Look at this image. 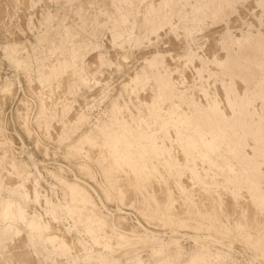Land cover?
Masks as SVG:
<instances>
[{
    "label": "rangeland",
    "instance_id": "rangeland-1",
    "mask_svg": "<svg viewBox=\"0 0 264 264\" xmlns=\"http://www.w3.org/2000/svg\"><path fill=\"white\" fill-rule=\"evenodd\" d=\"M13 1L0 0V214L11 202L19 235L0 217V247L15 237L11 254L3 252L12 258L0 250V264H264L262 0ZM148 94L164 112L144 109ZM121 155L140 174L113 177ZM201 188L213 196L217 222L198 214L208 203ZM79 192L88 199H74ZM236 202L252 209L232 215ZM199 217V231L179 223ZM239 218L245 225L236 231ZM47 223L70 234L71 250L38 238Z\"/></svg>",
    "mask_w": 264,
    "mask_h": 264
},
{
    "label": "bare ground",
    "instance_id": "bare-ground-1",
    "mask_svg": "<svg viewBox=\"0 0 264 264\" xmlns=\"http://www.w3.org/2000/svg\"><path fill=\"white\" fill-rule=\"evenodd\" d=\"M18 1V0H17ZM16 0H14L13 1V3L15 2H17ZM12 2V1H11ZM21 2V1H20ZM154 4H155V2H154ZM1 5V4H0ZM18 5V4H17ZM20 5V4H19ZM1 17V16H0ZM211 45V44H210ZM96 58V57H95ZM93 59V60H96V59ZM92 60V61H93ZM97 61H98V59H97ZM93 63V62H92ZM95 63H97V62H95ZM93 65V64H92ZM94 65H96V64H94ZM89 66H91V64L89 65ZM88 66V67H89ZM97 66H98V64L96 65V66H94V67H96L97 68ZM90 69L91 68H93V67H89ZM96 68H94V70L96 69ZM91 70H93V69H91ZM178 74V73H177ZM136 75V74H135ZM137 77V76H136ZM131 78V77H130ZM184 77H182V79H183ZM136 79V78H135ZM135 79H133V80H135ZM181 79V78H180ZM179 79V80H180ZM130 80V79H129ZM128 81V80H127ZM132 82V81H131ZM131 82H129L128 84L129 85H131ZM136 83V82H135ZM127 84V85H128ZM129 87H131V86H129ZM150 89V91L148 90V89ZM147 88H145V89H147L148 91H149V93L151 94V95H154V91H153V89L151 88V86L149 87H147ZM144 88H142V90H143ZM144 89V90H145ZM183 89V88H182ZM137 90V89H136ZM139 91V90H138ZM148 91H147V93H148ZM134 92H135V90H134ZM140 92H141V90L138 92V94H140ZM143 92V91H142ZM136 93V92H135ZM144 93V92H143ZM150 94H148V96L150 95ZM134 96V95H133ZM140 95L138 96V100H143V98L142 99H140ZM147 97V96H146ZM146 97H144V98H146ZM152 96H149L148 98H149V100H148V102H147V105H146V107L145 106H143V107H145L144 109L147 111V112H149V113H154V112H156V110H161V111H163L164 112V106H161L160 104L158 105L157 104V101H155V100H153V98H151ZM159 97L160 98H163V96H162V94L160 93L159 94ZM46 99V98H45ZM134 100V99H133ZM137 99L136 100H134V101H138ZM145 100V99H144ZM151 100V101H150ZM45 101H47V100H45ZM146 101H147V99H146ZM145 102V101H144ZM159 102V101H158ZM161 102V101H160ZM162 102H163V100H162ZM44 103V102H43ZM118 103H122V102H119L118 101ZM135 104L137 103V105H138V107H139V105H140V103L138 104V102H134ZM142 103H143V101H142ZM44 104H46V103H44ZM120 104H118V107H120L121 105ZM123 104V103H122ZM144 104H146V103H144ZM143 104V105H144ZM163 104H164V102H163ZM47 105V104H46ZM120 105V106H119ZM137 105H136V107H137ZM45 106V105H44ZM142 106V105H141ZM141 106L138 108L139 109V111H143V107H142V110L140 109L141 108ZM122 107H124V106H122ZM122 107H120V108H122ZM123 109V108H122ZM144 110V111H145ZM120 111H124V110H120ZM146 112V113H147ZM179 112V111H178ZM145 113V112H144ZM145 113V116L146 115H148V114H146ZM124 114H125V111H124ZM124 114H122V116L124 117V116H126V114L124 115ZM22 115V114H21ZM166 115H167V117L169 118V119H171V120H175V119H177V111L174 109V108H171V107H167V109H166ZM25 117V114H23L22 116H20V119L22 118V117ZM128 117V116H127ZM127 117H125V118H123L124 119V122H127V123H129L128 121H125V120H128V118ZM147 117H150L149 115L147 116ZM122 119V118H121ZM161 119H162V117H161ZM24 120V119H23ZM122 121V123H123V120H121ZM130 121H132L131 119H130ZM22 122V121H21ZM20 122V123H21ZM178 122V121H177ZM123 124H125V123H123ZM22 125V124H21ZM129 125H130V123H129ZM23 126V125H22ZM141 135V134H140ZM169 135V134H168ZM167 135V136H168ZM147 136V135H146ZM171 136H172V134H171ZM173 137V136H172ZM141 139V138H140ZM169 139H170V137H169ZM172 139V138H171ZM150 141V140H149ZM149 141H147L146 139H142L141 141H139V143H138V147H140V151H141V153L143 154H145V153H147V149H146V145L149 143ZM173 141V140H172ZM171 140L169 141V142H171L170 144H171V147L173 148V146L176 144V142H172ZM175 141V140H174ZM165 142H167L166 140H165ZM169 142H167L165 145H167V147L170 145H168V143ZM151 143V142H150ZM179 143V142H178ZM157 145V144H156ZM177 145V144H176ZM86 147V146H85ZM135 147V146H134ZM137 147V146H136ZM170 147V146H169ZM174 147H176V146H174ZM178 147V146H177ZM75 148H77V147H75ZM163 148V147H162ZM179 149H177V150H180V151H177L179 154H180V152H182L181 151V149H180V147H178ZM79 149V151L78 150H76V151H78V153L79 152H81V154H84V153H82L83 151H81V149H80V147L78 148ZM86 149V148H85ZM106 149V148H105ZM161 149V148H160ZM174 149V148H173ZM87 150V149H86ZM89 151V150H88ZM151 151V150H150ZM167 151V150H166ZM174 151H175V149H174ZM196 151H197V149H196ZM87 152V151H86ZM97 152V151H96ZM112 152V151H111ZM173 152V151H172ZM149 153V152H148ZM85 154H88V153H85ZM90 154L92 155V152H90ZM93 154H95V153H93ZM167 154V153H166ZM175 154V153H174ZM137 155V154H136ZM105 156V155H104ZM165 156V155H164ZM172 156L173 157H177L176 155L174 156L173 154H172ZM182 156V155H181ZM181 156L179 157V158H181ZM185 156V158L188 160V157H187V155H184ZM193 156V155H192ZM87 157H89V156H87ZM94 157H97L96 155H93V158H92V156H90L89 158L90 159H95ZM160 157V156H159ZM168 157V156H167ZM103 158H106V157H103ZM178 158V157H177ZM184 158V157H183ZM149 159V158H148ZM160 159H163V158H160ZM138 160V159H137ZM142 160V159H141ZM164 160V159H163ZM177 160H179V159H176V161ZM190 160V159H189ZM115 168H114V170H113V172H111V175L113 174L114 176L113 177H115V174L117 175L118 173H119V171L121 170V171H124L125 169H130V170H132L131 172H129V173H127V177L130 175V176H132V174H134V175H138V174H140L139 173V171L138 170H136V168H133V166H132V164H131V161L132 160H130V158L129 157H127V156H123V155H121V156H119V157H116L115 158ZM180 161V160H179ZM198 162V161H197ZM144 163V162H143ZM148 163V162H147ZM178 163V162H177ZM141 164V163H140ZM152 164V163H151ZM153 164H154V160H153ZM163 164V163H162ZM166 164V163H165ZM168 164V163H167ZM189 164V163H188ZM161 164H157V165H155L156 167L155 168H158V169H160L161 168V166H160ZM190 165V164H189ZM193 165V164H192ZM198 165V164H197ZM171 166V165H170ZM149 166H146V165H143V166H141V168H148ZM160 167V168H159ZM177 167V166H176ZM186 167V166H185ZM184 167V168H185ZM195 167V166H194ZM204 167V166H203ZM181 168V167H180ZM196 168H199V166H196ZM204 169V168H203ZM207 169V168H206ZM161 170V172H163L164 171V169H160ZM163 170V171H162ZM127 171V170H126ZM159 171V170H158ZM187 171H188V167H187ZM197 171V170H196ZM198 171H201V169L199 170L198 169ZM207 171V170H206ZM210 171V170H209ZM106 172V171H105ZM118 172V173H117ZM160 171H159V173H161ZM181 172V171H180ZM195 172V171H194ZM202 172V171H201ZM211 172V171H210ZM123 173V172H122ZM125 173V172H124ZM166 171H165V173L163 174V175H166ZM172 173V172H171ZM182 173H183V171H182ZM199 173V172H198ZM151 174V173H150ZM168 174V173H167ZM190 174H193V173H190ZM199 174H201V173H199ZM205 174V173H204ZM207 174H209V173H207ZM215 174V173H214ZM105 175V174H104ZM103 175V176H104ZM119 175H120V173H119ZM122 175V174H121ZM162 175V174H161ZM183 175H184V173H183ZM107 176V175H106ZM123 176V177H122ZM121 177L122 178H120V180H117V178H116V180H117V185H118V188L120 189V187H119V185H121V189H122V187H124V186H126V188L124 187L122 190V192L120 191V193H125V192H127L126 194H128V196L129 197H127V195L125 194V198H128L127 200H126V202H130V199H131V195H132V193H131V195H130V192H133V190L132 191H130L128 188H127V185H125L126 184V181L124 182V175H122ZM155 176V175H154ZM185 177H187L186 179L187 180H189V178H188V176L187 175H184ZM201 176H202V174H201ZM200 176V177H201ZM204 176V175H203ZM215 176H216V174H215ZM112 177V178H113ZM120 177V176H119ZM165 177H167V176H165ZM214 177V176H213ZM106 178V177H105ZM160 178V177H159ZM174 178V177H173ZM206 178V177H205ZM209 178V177H208ZM218 178V177H217ZM119 179V178H118ZM131 179V178H130ZM153 179V178H152ZM161 179V178H160ZM175 179V178H174ZM185 179V178H184ZM194 179V178H193ZM135 180V179H134ZM151 180V179H150ZM187 180H185V181H187ZM191 180V179H190ZM195 180H196V178H195ZM210 180V179H209ZM218 180H220V177H219V179ZM113 181V180H112ZM120 181V182H119ZM182 181H183V179H182ZM192 181V180H191ZM108 184H110L109 183V181H106ZM132 182V181H131ZM151 182L153 183V181L151 180ZM6 183H7V181H6ZM156 183V182H155ZM162 183V182H161ZM160 183V184H161ZM169 183H170V180H169ZM184 183V182H183ZM191 183V182H190ZM199 183H200V181H199ZM185 184V183H184ZM189 184V181H187V184H185L186 186ZM193 185H194V183H192ZM9 185V184H8ZM171 185H172V182H171ZM169 186L170 188L172 187V186ZM185 185H184V187H185ZM10 187H12V186H14L13 184H11V185H9ZM112 186V185H111ZM133 186V185H132ZM153 186H154V184H153ZM158 186V185H157ZM164 186V185H163ZM188 186H191V184H189ZM187 186V187H188ZM197 186V185H196ZM195 186V187H196ZM161 187V186H160ZM164 187H166V186H164ZM186 187V188H187ZM194 186H192V187H188V191H189V188H193ZM217 187V186H216ZM227 187V186H226ZM111 188H113V187H111ZM130 188V187H129ZM153 188V187H152ZM154 188H157L156 187V185H155V187ZM154 188H153V191H155L154 190ZM163 188V187H162ZM169 188V189H170ZM182 188V187H181ZM164 189V188H163ZM172 189L174 190V187H172L170 190H171V192L173 193L174 191H172ZM175 189H177V188H175ZM230 189H231V187H230ZM167 190V189H166ZM165 190V191H166ZM181 190V189H180ZM202 188H201V192H199V193H201V194H199L198 195V198L199 199H202V200H205V202L207 201L208 203H207V205L206 206H204V208L203 209H201L200 211L201 212H198V214H199V216L200 217H207L208 218V220H210V221H208L209 223H212V222H214V221H216V219H215V214H214V211H213V206L211 205V203L213 202V196L211 195V194H209V193H207V192H202ZM220 190H221V188H220ZM163 192H164V190H162ZM177 191V190H176ZM175 191V192H176ZM226 190H224V191H220L219 192V190L217 191L218 192V195L220 196V198L222 197V196H225V194H226V192H225ZM178 192V191H177ZM184 192V191H183ZM190 192V191H189ZM193 191H191V193H192ZM196 191H195V189H194V192L193 193H195ZM119 193V194H120ZM156 193V196H155V198H156V200L158 201V202H162L163 200H165L166 201V198H168V197H166V195H165V193H162L161 192V189L160 188H158L155 192H154V194ZM171 193V194H172ZM229 193V192H228ZM242 193V192H241ZM122 194V195H123ZM176 194V193H175ZM196 194V193H195ZM216 194V193H215ZM239 194H240V191H239ZM135 195V194H134ZM177 195V194H176ZM179 195V194H178ZM194 195V194H193ZM217 195V194H216ZM226 195H229V194H226ZM73 196V198L74 199H76V200H78V201H82L83 199H88V197L83 193V192H79V193H77V195H72ZM133 196V195H132ZM172 196H175V195H173L172 194ZM185 196V195H184ZM191 196V195H190ZM229 196H231V200H232V195H229ZM228 196V197H229ZM235 196V195H234ZM123 197V196H122ZM171 197V196H170ZM177 197V196H176ZM196 197V196H195ZM227 197V196H226ZM225 197V198H226ZM174 198V197H173ZM183 198V197H182ZM216 198V197H215ZM219 198V197H218ZM223 198V197H222ZM221 198V199H222ZM138 199V198H137ZM188 199V198H187ZM196 199V198H195ZM125 200V199H124ZM124 200H121L122 202L124 201ZM140 200V199H139ZM177 200V201H176ZM183 200L185 201V199L183 198ZM219 200V199H218ZM230 200V199H229ZM230 200V201H231ZM239 200V199H238ZM131 201H132V199H131ZM135 201H136V198H135ZM164 201V202H165ZM173 201H175L176 203H175V205L176 206H178L177 205V203H181V202H178L179 201V198L177 197V198H175V199H173ZM180 201H181V198H180ZM221 200H219V202H220ZM223 201V200H222ZM229 201V202H230ZM257 201V200H256ZM150 202V201H149ZM225 202V201H224ZM223 202V203H224ZM197 203V202H196ZM215 203V202H214ZM232 203V202H231ZM130 204V203H129ZM133 204H135L134 202H133ZM152 204V203H151ZM161 204H163V203H161ZM172 204H173V202H172ZM224 204H226V202L224 203ZM223 204V205H224ZM233 204V203H232ZM232 204H231V206H232ZM245 204H247V203H245ZM245 204H241L240 202H236L234 205H233V209L235 208V211L236 212H233V214L232 215H234V213H236L237 215L236 216H238L239 214H240V209H243L244 207H248V206H246ZM248 204H250V203H248ZM138 205H139V203H138ZM175 205H173L172 206V208L175 206ZM201 205V204H200ZM261 205L262 206H264V202H261ZM9 206H10V203L9 204H7V207L4 209V211H3V213H2V217L4 218V220H5V222H6V227H5V230H7V231H11V230H14V233H16V235H19V232L16 230V228H14L13 227V225L11 224V222L13 221V219L15 218L14 217V215L11 213V210L9 209ZM130 206V205H129ZM132 206H134V205H132ZM135 206H136V204H135ZM134 206V208L136 209V207ZM175 206V207H176ZM184 206H186V205H184ZM251 206V205H250ZM249 206V208H251ZM257 206V205H256ZM182 208H183V203H182V206H181ZM227 207H230V205L228 206V204H227ZM133 208V207H132ZM153 208V207H152ZM169 208L171 209V206H169ZM178 208H179V206H178ZM178 208L177 209H175V210H178ZM197 208V207H196ZM199 208H200V206H199ZM218 208L219 209H221V210H223V207L221 206V205H219L218 206ZM187 208H185V210H186ZM189 209V208H188ZM216 209V208H215ZM231 210H233L232 209V207L230 208ZM252 209V208H251ZM138 210V209H137ZM153 210H155V208H153ZM226 210V209H225ZM247 210V209H246ZM250 210V209H249ZM256 210V209H255ZM181 212H178L179 214L181 213H183L181 216H183L184 215V210H180ZM184 211V212H183ZM189 211V210H188ZM224 211V210H223ZM230 211V210H229ZM234 211V210H233ZM237 211H239V214H238V212ZM248 211V210H247ZM252 211V210H251ZM139 212V211H138ZM151 212V211H150ZM192 212V211H191ZM227 212H228V210H227ZM256 212V211H255ZM190 213V212H189ZM195 213V212H194ZM196 213H197V210H196ZM249 213V212H248ZM247 213V214H248ZM226 214V213H225ZM252 213L250 212V214L249 215H251ZM141 215V214H140ZM191 215V214H190ZM227 215V214H226ZM229 215V214H228ZM230 215H231V213H230ZM232 215H231V217H232ZM180 216V217H181ZM185 216V215H184ZM248 216V215H247ZM20 220L21 221H25V211H23V209H21L20 210ZM190 216H188V218H189ZM197 218V219H187V218H185V220H182V222H179L180 224H181V226H185L187 229H194V230H198L199 231V229L201 228V227H199L200 225H199V223H200V221H201V218ZM245 217V216H244ZM227 218H228V216H227ZM230 218V217H229ZM235 218H237V217H235ZM246 218V217H245ZM251 218H252V215H251ZM187 219V220H186ZM232 219H234V218H232ZM240 219V218H239ZM262 219V218H261ZM168 220H169V218H168ZM171 220V219H170ZM221 220V219H220ZM45 222H47L46 220H44ZM52 221V220H51ZM219 221V220H218ZM231 221V220H230ZM250 221V220H249ZM249 221H248V223H249ZM261 221V220H260ZM49 222V221H48ZM156 222H158V221H156ZM217 222V221H216ZM233 222V227H234V229H236V231H238V230H242L243 229V227H244V225H245V223L240 219V220H233L232 221ZM28 223V225L30 226L31 224H33L34 222H32V221H29V222H27ZM53 223V222H52ZM170 223L172 224L173 222H171L170 221ZM209 223H207L208 225H209ZM220 223V222H219ZM225 223V225H224V227H225V229L226 230H228V229H231V227L228 225V224H226V222H224ZM49 224H50V222H49ZM48 223H47V225H44V227H40V226H38V227H36V232H37V235H38V238L45 244V245H52L55 249H57V250H71L72 248L71 247H73L72 246V244H70V242H71V240L70 239H68V237H69V235H68V233H67V235H68V237L65 235L66 234V232L64 231V233H63V230H62V232L60 233V231L58 232L56 229V227H55V225H53V227H51L50 225H49ZM63 224V223H62ZM65 224V223H64ZM63 224V225H64ZM67 224V223H66ZM203 224H205V223H203ZM207 224H205V226L207 225ZM35 225V224H34ZM249 225H250V223H249ZM36 226V225H35ZM34 226V227H35ZM59 226V225H58ZM180 225H179V227H181ZM64 227V226H63ZM213 227V226H212ZM56 228V229H55ZM59 229V228H58ZM64 229V228H63ZM103 229V228H102ZM202 229V228H201ZM233 229V230H234ZM60 230V229H59ZM67 230V229H66ZM193 230V231H194ZM206 231V230H205ZM209 231V230H208ZM211 231V230H210ZM209 231V232H210ZM235 231V232H236ZM196 232V231H195ZM104 233V230L101 232V234H103ZM230 233V232H229ZM120 234V233H119ZM250 234V233H249ZM115 235H116V233H115ZM242 235V234H241ZM67 237V238H66ZM117 237L119 238V239H122L124 236H122V235H117ZM249 237V236H248ZM248 237H246V238H248ZM69 238H71V236L69 237ZM245 238V237H244ZM70 240V242H68V240ZM249 239H251V238H249ZM123 240V239H122ZM173 240V239H172ZM175 240V239H174ZM245 240V239H244ZM13 241V239L12 240H10L9 241V243H11ZM206 241V240H205ZM207 241H209L208 239H207ZM211 241V240H210ZM246 241H248V239H246ZM250 241V240H249ZM258 241H259V239H258ZM262 241V240H261ZM9 243H6V245H4L2 248L0 247V250H2V253L3 252H5V249H7V250H10V253H8L9 255L11 254V248L10 249H8V246H9ZM256 243V242H255ZM73 244L74 245H76L74 242H73ZM257 244V243H256ZM259 245H260V243H259ZM11 247H13L12 245H10ZM79 245H77V247L76 248H78V249H80V247H78ZM75 247V246H74ZM4 250V251H3ZM7 250H6V253H7ZM27 250H28V248H27ZM14 251V250H13ZM1 252V251H0ZM2 253H0V254H2ZM6 253H3V255L6 257V258H4V256L3 255H0V256H3L2 257V259L3 260H6L7 259V257L8 258H10L11 256H8V254H6ZM14 253V252H13ZM29 253V252H28ZM33 256H36V254L35 255H33ZM24 257V256H23ZM12 258V257H11ZM14 259V258H13ZM9 261H10V259H8ZM12 260V259H11ZM14 261V260H13Z\"/></svg>",
    "mask_w": 264,
    "mask_h": 264
},
{
    "label": "crops",
    "instance_id": "crops-1",
    "mask_svg": "<svg viewBox=\"0 0 264 264\" xmlns=\"http://www.w3.org/2000/svg\"><path fill=\"white\" fill-rule=\"evenodd\" d=\"M264 7V0H262V8ZM160 93L162 94V96L164 97V95H165V90L163 89H161V91H160ZM10 203V206H9V209L11 210V207L13 206L12 205V203L11 202H8L7 204H9ZM7 204H6V207H7ZM6 207H4L3 209H2V211H1V214H0V217H1V219L2 220H4V218L2 217V213H3V211H4V209L6 208ZM14 238L15 237H13L12 239L14 240ZM11 239V240H12ZM53 251V250H52ZM37 253V252H36ZM60 255H58V254H56L54 251H53V254H52V259H53V257H55L56 259H57V257H59ZM51 259V260H52Z\"/></svg>",
    "mask_w": 264,
    "mask_h": 264
}]
</instances>
